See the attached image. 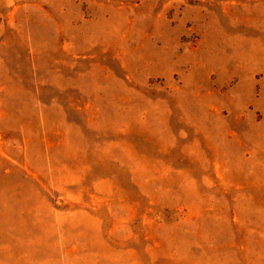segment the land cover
<instances>
[{
  "label": "rangeland",
  "instance_id": "obj_1",
  "mask_svg": "<svg viewBox=\"0 0 264 264\" xmlns=\"http://www.w3.org/2000/svg\"><path fill=\"white\" fill-rule=\"evenodd\" d=\"M0 264H264V0H0Z\"/></svg>",
  "mask_w": 264,
  "mask_h": 264
}]
</instances>
